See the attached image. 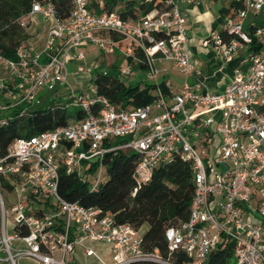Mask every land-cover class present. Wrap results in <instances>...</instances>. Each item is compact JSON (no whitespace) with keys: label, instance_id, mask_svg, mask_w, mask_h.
Returning a JSON list of instances; mask_svg holds the SVG:
<instances>
[{"label":"built area","instance_id":"obj_1","mask_svg":"<svg viewBox=\"0 0 264 264\" xmlns=\"http://www.w3.org/2000/svg\"><path fill=\"white\" fill-rule=\"evenodd\" d=\"M94 1L95 6L93 0H72L68 16L61 18L52 2L32 0L16 19L22 28L44 23L46 30L39 49L28 41L16 47L15 58L0 53V121L11 110L22 114L38 104L42 91L64 85L68 61L77 62L78 72L93 70V77L95 71L111 74L86 61L90 45L103 53L119 48L131 60L116 69L117 75L112 73L115 77L130 75L132 65L142 63L155 80L154 102L118 108L97 93L93 80L71 96L70 104L83 109L84 117L9 143L0 156V264H18L20 258L66 264L76 246L86 256L95 255L87 241L107 245L111 264H210L220 251L227 264H264V225L253 214L264 217V0H241L243 7L224 17V37L213 32L203 41L223 63L244 50L245 65L235 67L218 92L200 78L201 67L187 48L180 6L201 0H138L158 5L136 18L107 9L105 0ZM249 11L262 18L253 31L258 51L250 50L252 37L244 29ZM165 63L194 80L165 94L157 81L169 70ZM116 138L125 140L115 143ZM118 150L135 153L138 185L176 157L191 163L194 192L188 217L166 228L165 254L145 251L140 229L116 223L99 207L64 200L57 192L61 168L95 191L106 156ZM253 197L258 202L254 209ZM180 256L188 259L178 261Z\"/></svg>","mask_w":264,"mask_h":264},{"label":"trees","instance_id":"obj_2","mask_svg":"<svg viewBox=\"0 0 264 264\" xmlns=\"http://www.w3.org/2000/svg\"><path fill=\"white\" fill-rule=\"evenodd\" d=\"M54 4L57 16L65 18L72 7V0H47ZM32 0H0V53L8 58H15L17 46L26 44L30 33L16 21L26 13ZM156 2L139 4L138 0H128L124 6L117 9L123 17L136 18L138 14L148 12ZM113 10L112 4H106ZM241 0L230 2L227 13L233 9L242 8ZM251 37L250 50L258 51L261 45L253 35L254 25H244ZM225 35L224 30L219 31ZM116 39V36H112ZM128 62H131L128 59ZM136 68H143L142 63H134ZM97 93L105 96L118 108H136L154 102V83H125L112 73L103 75L98 71L93 73ZM160 87L165 94L169 93L163 81ZM71 97L63 103L47 102L42 105V99L23 112L11 110L3 121H0V156L5 154L12 139L30 136L34 133L65 125L70 120H78L86 114L76 107L68 110ZM116 138L115 143L124 141ZM136 155L129 150L115 151L105 158V177L95 191H91L76 174L66 173L63 168L59 172L57 192L61 198L70 202H78L87 207H99L109 212L116 223H127L136 229H143L142 243L145 251L158 249L165 254L167 241L165 230L188 217L189 206L194 192L193 171L189 161L176 157L171 163L156 168L151 179L138 185L134 177ZM136 188V190H135ZM134 192V193H133ZM230 247L227 248V250ZM223 251H220L221 254ZM210 264H227L225 255H218ZM230 256V252L226 253ZM188 259L178 257V261ZM134 264H158L152 261H139Z\"/></svg>","mask_w":264,"mask_h":264},{"label":"rangeland","instance_id":"obj_3","mask_svg":"<svg viewBox=\"0 0 264 264\" xmlns=\"http://www.w3.org/2000/svg\"><path fill=\"white\" fill-rule=\"evenodd\" d=\"M252 20L251 14H248V16L245 18V24L248 25L250 21ZM45 24L44 23H38L37 25H31L28 28H24L25 31L30 33V37L28 39L29 42L32 43V45L39 49L42 46L43 43V36L45 34ZM86 53V61H93L96 63V68L100 69L105 68L109 70V72L117 75L116 69L119 66H126L128 61L124 58L121 51L116 49L115 53L109 54V53H103L94 45H90L86 47L85 50ZM100 64H104L103 67H100ZM67 70H68V77L67 81L62 86H57L52 91H42L40 94V97L42 99V105L45 103L52 102V103H63L66 101V99L70 98L72 95L77 94L80 90L86 89L88 85L94 80V77L91 72L93 70H87L83 72L77 71V62L76 61H68L67 62ZM169 68L168 72L164 75H159L157 78L158 82L161 81H170L172 83V86L176 88L177 85L180 84L182 78L181 74H179L172 66L168 63L166 64ZM3 72L2 67L0 66V74ZM119 77V76H118ZM125 83H135L138 81H142L143 83H154V79H150L148 77V73L144 69H135V67L132 65V73L128 76L120 77ZM68 110H73L77 106L69 104L67 105ZM14 141H16V138L12 139L10 144H12ZM94 177H96V172H94L92 175L88 176L89 181H93ZM103 177H105V172L103 173ZM258 205L257 200L255 197L252 198V205L250 208L254 209L255 206ZM255 220L260 223L261 225H264V217H259L257 215V212L253 210ZM144 227L140 229V231H143ZM8 231H11V228L8 227ZM89 246H91L96 256H93V258H86L82 254V251L79 248H76L72 253L67 254L65 257L66 264H111V256L108 247L105 244H102L97 241H87L86 242ZM4 255V253H2ZM102 260V262L99 260ZM18 264H35L33 261L25 258L18 259ZM232 264H234V260L232 261Z\"/></svg>","mask_w":264,"mask_h":264},{"label":"crops","instance_id":"obj_4","mask_svg":"<svg viewBox=\"0 0 264 264\" xmlns=\"http://www.w3.org/2000/svg\"><path fill=\"white\" fill-rule=\"evenodd\" d=\"M105 1L108 4H112L114 7L113 10H117L118 8L124 6L125 2L128 0ZM231 1L234 0H201L199 3L194 5L181 4L180 6L181 14L186 19L187 24V48L190 52L192 60L198 62L201 67L202 73L200 78L204 80L206 86L213 92L222 90L223 87L231 80L235 67L245 65L243 63L244 50H240L231 61L223 63L212 45H203V41L207 39L211 33L219 32L220 30L224 29L223 20L228 14L226 11L230 6ZM92 4L94 6L96 5L94 0ZM248 14H251L252 17V20L248 25L255 26L256 24L260 23L262 19L260 16L256 15L252 11H249ZM115 51L113 53H115ZM166 64L168 63H165L164 65L167 66ZM99 66L103 67L104 64H100ZM181 78L182 80L180 84L176 86V88L172 86L170 81H168L169 86L167 87L170 91L173 92L178 90L184 80L189 82L194 80L193 76L182 75ZM86 245L91 247L87 243ZM76 248H79L82 251V254L86 256L82 247L76 246L75 249ZM93 256H96V254L92 256H86V258H93ZM100 261L102 262V260Z\"/></svg>","mask_w":264,"mask_h":264}]
</instances>
